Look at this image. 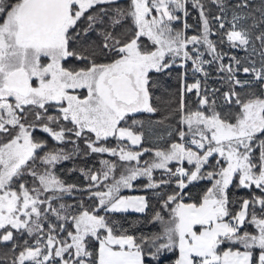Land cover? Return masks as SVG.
<instances>
[{
  "label": "snow or ice",
  "instance_id": "obj_1",
  "mask_svg": "<svg viewBox=\"0 0 264 264\" xmlns=\"http://www.w3.org/2000/svg\"><path fill=\"white\" fill-rule=\"evenodd\" d=\"M0 264H264V0H0Z\"/></svg>",
  "mask_w": 264,
  "mask_h": 264
}]
</instances>
